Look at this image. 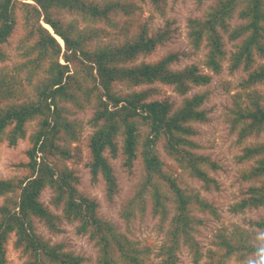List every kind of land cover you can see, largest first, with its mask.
<instances>
[{"label":"trees","instance_id":"16d2710c","mask_svg":"<svg viewBox=\"0 0 264 264\" xmlns=\"http://www.w3.org/2000/svg\"><path fill=\"white\" fill-rule=\"evenodd\" d=\"M147 1L155 14H166L168 0ZM143 2L0 0V143L15 146L28 140L27 162L17 166L22 174L0 179V264L8 262L10 240L22 264H83V258L37 233L35 221L58 233L61 219L75 222L77 233L94 242L96 264H146L132 243L98 216V204L77 190L78 177L68 162L78 155L72 145L79 142L80 133L75 121L69 120L70 107L93 109L87 167L92 181L99 177L104 181L109 200L118 188L110 159L119 157L128 171L139 159L144 172L133 196L135 203L143 204V197L148 196L152 212L165 220L169 215L166 204L171 201L173 215L158 252L159 264H178L181 245L191 252L193 264L201 261L203 255L193 238L200 220L191 215V208L215 216L216 210L199 195L182 189L173 174L165 171L157 145L161 143L177 169L206 186L215 185L206 169L215 170L217 164L198 153L193 140L194 125L208 121L203 109L208 93L186 95L192 88L208 85L225 61L231 71L248 72L242 90L233 97L230 130L237 133L239 144L250 135L264 133V93L259 89H264V64L256 65V56H264V0H215L201 18L189 19V44L195 51L204 45L207 52L203 68L191 64L179 70L172 69L177 53L135 64L139 56L150 55L168 40L166 32L150 34L142 17ZM196 2L200 5L203 0ZM16 12L23 19L25 35L16 47L17 60L10 65L4 47L17 28ZM60 12L77 20L65 21ZM235 17L240 23L232 26ZM224 37L232 46L228 58ZM117 83L132 90L120 94L115 90ZM157 84L171 86L183 96L180 105L160 98L164 94ZM32 122L35 128L27 134ZM237 160L253 161L241 178L259 183L251 184L231 211L264 209V143L245 146ZM45 189L52 191L50 204L61 209V216L41 202ZM252 226L262 239H253L251 232L235 226L216 236L215 249L207 252L204 264H226L232 258L264 264V215Z\"/></svg>","mask_w":264,"mask_h":264},{"label":"rangeland","instance_id":"374dc122","mask_svg":"<svg viewBox=\"0 0 264 264\" xmlns=\"http://www.w3.org/2000/svg\"><path fill=\"white\" fill-rule=\"evenodd\" d=\"M99 1L104 0H89ZM215 0H203L199 5L196 0H168L166 14L157 15L153 12L147 0L142 3V17L147 22L150 34L157 32H166L168 40L148 56H139L135 64L151 63L167 53H177L178 60L172 65V69L179 70L191 64L203 68L202 62L207 52L203 45L199 50L192 49L189 44L188 20L191 18H201L204 12L214 4ZM17 15V28L9 39V43L4 49L9 56L8 62L12 65L16 60V47L19 40L25 35L23 19L19 12ZM59 17L65 21L77 20L76 17L68 13L60 12ZM79 20V19H78ZM232 26L240 23L235 17L231 22ZM79 26L83 24L78 21ZM101 24L95 25V27ZM114 44L119 40H113ZM226 57L230 56L232 51L231 42L224 37ZM107 43V40L96 43ZM264 43V41H263ZM264 64V56H256V65ZM205 71V70H204ZM248 72L239 68L231 71L229 62L225 61L222 71L213 75L210 83L205 87L192 88L186 95L189 97L197 92H207L203 109L208 113V121L204 124H196L197 135L193 138L199 146L198 153L208 156L217 164V169H206L208 175L214 180L215 185H204L200 180L190 176L188 173L177 169L176 164L164 153L161 143L157 145L161 160L165 163L166 172L172 173L177 179V184L188 193H194L210 203L216 210V216L209 212H201L195 207L191 208V215L200 220V223L194 227L193 238L199 244L203 255L199 264L207 261L206 254L211 249L214 250L216 236L220 233H229V231L239 226L248 232H251L253 239H262V233L253 228L252 223L264 215V209H246L242 213H233L231 207L240 202L246 196L247 188L251 184L259 182H246L242 180L241 173L247 171L253 164V161L242 163L237 157L242 154L245 146L264 143V133L259 135H250L245 138L242 144L237 142V133L230 130L228 123L229 110L234 105V95L243 88ZM157 87L163 91L160 98H167L172 101L175 107H178L184 98L174 91L171 86ZM264 93L263 87H259ZM115 90L124 94L132 89L126 88L124 84H115ZM72 114L69 120L75 121L78 126L80 137L75 147L78 154L76 158L70 160L68 165L75 171L78 177L77 190L83 196L94 200L98 204L97 214L104 221L110 222L115 226L119 233L123 234L132 244L134 249L140 253L146 264H159L160 258L158 252L166 239L169 229V221L173 215V205L171 201L167 202L169 215L162 220L159 215L152 212L151 201L148 196L143 197V204L135 203L133 196L137 186L144 177L139 159L128 171L121 166L120 158L110 159V163L117 177V194L109 200L106 197L104 181L99 177L92 181L87 163L89 162V153L87 141L93 132L90 119L93 115L92 107L78 111L70 107ZM35 128V122L27 125V134ZM120 142V139L118 140ZM28 148L27 137L25 140L18 141L15 146H8L5 142L0 143V179L19 176L22 170L17 168L21 162H27L26 150ZM165 189V186H162ZM168 195L169 192H167ZM52 191L45 189L41 195V202L55 215L61 216V209L55 208L50 204ZM3 199L0 198V204ZM58 233L50 231L41 221H35L37 233L51 244H61L65 251L71 252L84 259L83 264H96L98 252L94 242L88 235L78 234L76 223H69L61 219ZM7 264H22L23 259L17 251L12 248V240L7 244ZM178 264H193L192 254L189 249L181 245L178 251ZM254 261H237L232 258L226 264H253Z\"/></svg>","mask_w":264,"mask_h":264},{"label":"bare ground","instance_id":"6f19581e","mask_svg":"<svg viewBox=\"0 0 264 264\" xmlns=\"http://www.w3.org/2000/svg\"><path fill=\"white\" fill-rule=\"evenodd\" d=\"M45 27L48 28V29L50 30V28H49L47 25H45ZM56 38L58 39V41L60 42V44H62V43H61L62 41H61L58 37H56Z\"/></svg>","mask_w":264,"mask_h":264}]
</instances>
